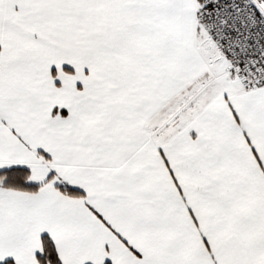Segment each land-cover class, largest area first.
I'll list each match as a JSON object with an SVG mask.
<instances>
[{
    "label": "crops",
    "instance_id": "obj_1",
    "mask_svg": "<svg viewBox=\"0 0 264 264\" xmlns=\"http://www.w3.org/2000/svg\"><path fill=\"white\" fill-rule=\"evenodd\" d=\"M189 1L0 0V170L27 168L42 184L0 187V264H38L44 235L62 264H264V87L203 85L187 124L156 131L155 115L193 80L175 86L193 60L188 38L175 51L170 31L160 63L157 25L142 16ZM95 6L118 52L103 56L119 68L102 94L90 68L74 76L61 42L44 35Z\"/></svg>",
    "mask_w": 264,
    "mask_h": 264
},
{
    "label": "rangeland",
    "instance_id": "obj_2",
    "mask_svg": "<svg viewBox=\"0 0 264 264\" xmlns=\"http://www.w3.org/2000/svg\"><path fill=\"white\" fill-rule=\"evenodd\" d=\"M252 1L264 16V0ZM161 5L162 3H159L157 15H152L150 18L142 16L143 24L146 23V19H148V21L150 19L152 28H155L154 25H157V33L155 34V38L157 39L156 52L158 53L160 63H162V50L168 49L169 47L167 46L169 44L164 47L166 44V35L169 36L171 31L173 32L174 37L172 48L175 49V51L183 52L184 43L188 38L189 42L186 44V49L188 53H190V57L193 62H196L197 66L203 71H199L195 65H192L193 62L191 61L190 65L187 66L186 71L182 72L181 77L176 75L175 86L177 82H179L180 78L184 79L189 75L193 76L194 78L191 77L193 78L191 83H189V85H185L179 94L175 91L178 88H175V96L173 100H170L171 103L166 109V105L163 106L162 111L155 115L154 121L156 123V131L158 136H164L166 132H168V134L176 133L178 130H180L182 125L187 124L199 112L201 106L203 105L202 103H204L206 100V96L199 92V90H202L203 85H209L212 89L214 87H218L219 85H223L225 81L230 79L227 75V63L225 59L221 56L217 45L209 36L206 27L199 20L197 14L199 1L190 0L186 4L184 3L182 10H179L178 6L172 13H169L170 10L167 7L164 8L161 7ZM80 11L81 13H79L80 15L78 17H61V27H56L55 29L57 30V28H62L63 31L59 32L53 30L51 33H45L44 35L47 38H49L48 36L50 35V38L53 37V40H56L55 42L57 43L61 42L63 52L65 51L63 54H67L69 60L74 61V63L69 64L71 68L77 70V73L74 76H77L78 73H85V70L90 68L89 71H92L96 78L92 88H94V90L97 92L100 90L99 93L96 92L97 94H102L101 90L108 91L109 84H113L114 86L117 84L115 79L113 82V79L110 81L108 78V81L107 78L104 77H107L106 75H111V73L117 72L119 67H117V65H108L104 63L105 61L102 62V59L104 58L103 56H108L109 51H112L110 56H112L114 59H116L118 53L115 45L114 49L109 47V45L112 43L109 41L110 32H108L107 29L112 28V26L108 27V18L103 17L102 11L97 7L94 9L92 8L91 10L93 16H86V9H81ZM110 20L112 24V18H110ZM27 25L28 26L23 28H27L29 30L34 28L33 25ZM70 25L74 27L76 26L77 32L73 33L67 31L70 29ZM37 28L38 26H35L34 29ZM87 29L92 31L87 32ZM152 36L154 37L153 33ZM74 41H76V44ZM188 45L190 48H188ZM89 47H92V53L90 52L91 56L87 58L85 50ZM147 47H149V45H147ZM141 52L142 55L144 52L143 49ZM174 57L175 54L171 58L173 69L176 65L179 66V62L176 60L177 57ZM188 67L190 68L189 71ZM192 70H194V72ZM78 87L79 89H82L84 88V85L80 83ZM172 109L173 113H171ZM165 123H168V126L166 125L167 128L164 126ZM34 181L38 184V182H41V178L36 175L32 182Z\"/></svg>",
    "mask_w": 264,
    "mask_h": 264
},
{
    "label": "built area",
    "instance_id": "obj_3",
    "mask_svg": "<svg viewBox=\"0 0 264 264\" xmlns=\"http://www.w3.org/2000/svg\"><path fill=\"white\" fill-rule=\"evenodd\" d=\"M198 17L244 87H264V16L252 0H198Z\"/></svg>",
    "mask_w": 264,
    "mask_h": 264
},
{
    "label": "trees",
    "instance_id": "obj_4",
    "mask_svg": "<svg viewBox=\"0 0 264 264\" xmlns=\"http://www.w3.org/2000/svg\"><path fill=\"white\" fill-rule=\"evenodd\" d=\"M31 171L27 168H10L0 170V187L3 189L26 192V193H37L42 184H35L30 181ZM53 175L49 177L52 178ZM56 188L68 195L70 197L83 198L84 193L71 188L67 185L59 184ZM42 249L39 254H37V262L38 264H62L60 257L58 255L57 249L55 247L52 239L44 235L41 238ZM2 264H15L13 261L8 260L3 262ZM105 264H111L107 262Z\"/></svg>",
    "mask_w": 264,
    "mask_h": 264
}]
</instances>
